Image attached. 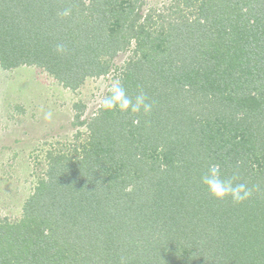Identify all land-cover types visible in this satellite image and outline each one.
I'll list each match as a JSON object with an SVG mask.
<instances>
[{
  "label": "trees",
  "instance_id": "obj_1",
  "mask_svg": "<svg viewBox=\"0 0 264 264\" xmlns=\"http://www.w3.org/2000/svg\"><path fill=\"white\" fill-rule=\"evenodd\" d=\"M175 1L191 18L142 17V0H0L3 70L75 90L131 51L118 80L153 105L100 104L86 121L75 105L88 135L49 151L20 221L0 219V264H264V0ZM214 163L252 196L214 199L200 182Z\"/></svg>",
  "mask_w": 264,
  "mask_h": 264
},
{
  "label": "rangeland",
  "instance_id": "obj_2",
  "mask_svg": "<svg viewBox=\"0 0 264 264\" xmlns=\"http://www.w3.org/2000/svg\"><path fill=\"white\" fill-rule=\"evenodd\" d=\"M175 0H142L139 14L169 15L168 20L190 17V9ZM132 48V47H131ZM131 51L118 53L110 72L86 78L75 90L64 88L46 71L36 66L0 67V219L17 223L22 207L37 182L45 178L49 151L71 152L88 135L86 126H77L75 105L83 106L80 121L96 115L103 97ZM51 113V119L46 115ZM77 134L81 136L76 138ZM72 153V152H71Z\"/></svg>",
  "mask_w": 264,
  "mask_h": 264
},
{
  "label": "clouds",
  "instance_id": "obj_3",
  "mask_svg": "<svg viewBox=\"0 0 264 264\" xmlns=\"http://www.w3.org/2000/svg\"><path fill=\"white\" fill-rule=\"evenodd\" d=\"M67 17L71 15L70 9H65L62 13ZM62 45L57 46V52H64ZM109 94L102 98L101 108L107 112L119 110L121 113L138 114L141 111L147 115L150 114L153 108L152 103L147 101L143 92H140L133 101L127 95L125 88L120 80H113ZM52 114L48 113L46 119H51ZM134 124L139 123L138 120H133ZM201 184L206 188L208 193L216 200H225L230 198L233 203L240 204L247 201L253 194V189L249 188L244 183H237L236 177L225 178L221 174V166L219 164H210L206 173L200 177Z\"/></svg>",
  "mask_w": 264,
  "mask_h": 264
}]
</instances>
